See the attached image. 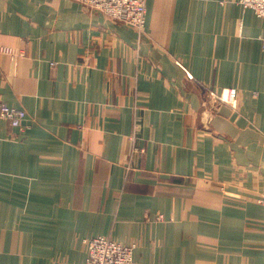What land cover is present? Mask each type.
<instances>
[{
  "label": "crops",
  "instance_id": "crops-1",
  "mask_svg": "<svg viewBox=\"0 0 264 264\" xmlns=\"http://www.w3.org/2000/svg\"><path fill=\"white\" fill-rule=\"evenodd\" d=\"M263 36L237 0H146L140 33L0 0V102L26 112L0 118V264H82L98 235L133 264H264Z\"/></svg>",
  "mask_w": 264,
  "mask_h": 264
},
{
  "label": "built area",
  "instance_id": "built-area-1",
  "mask_svg": "<svg viewBox=\"0 0 264 264\" xmlns=\"http://www.w3.org/2000/svg\"><path fill=\"white\" fill-rule=\"evenodd\" d=\"M82 4L97 9L110 18L121 21L142 32L145 24L146 0H77ZM243 8L251 9L264 24V0H237ZM264 44V36L262 37ZM0 52L15 56L18 51L12 47L0 46ZM188 76H190L187 73ZM237 96L236 88L222 89L212 93L215 102L233 105ZM0 118L13 127H20L26 118V112L7 103L0 102ZM86 256L82 264H133V244H122L107 236L98 235L84 240Z\"/></svg>",
  "mask_w": 264,
  "mask_h": 264
}]
</instances>
